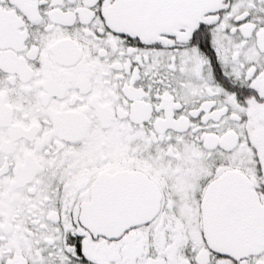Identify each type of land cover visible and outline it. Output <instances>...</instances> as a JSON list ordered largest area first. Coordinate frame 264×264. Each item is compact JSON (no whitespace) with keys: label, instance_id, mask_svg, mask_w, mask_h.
I'll return each instance as SVG.
<instances>
[{"label":"snow or ice","instance_id":"6c2138e0","mask_svg":"<svg viewBox=\"0 0 264 264\" xmlns=\"http://www.w3.org/2000/svg\"><path fill=\"white\" fill-rule=\"evenodd\" d=\"M0 264H264V0H0Z\"/></svg>","mask_w":264,"mask_h":264}]
</instances>
